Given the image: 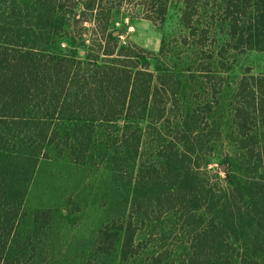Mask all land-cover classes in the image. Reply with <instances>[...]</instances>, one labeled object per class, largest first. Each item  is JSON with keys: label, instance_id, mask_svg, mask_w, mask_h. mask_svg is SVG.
Here are the masks:
<instances>
[{"label": "trees", "instance_id": "trees-1", "mask_svg": "<svg viewBox=\"0 0 264 264\" xmlns=\"http://www.w3.org/2000/svg\"><path fill=\"white\" fill-rule=\"evenodd\" d=\"M130 12L162 28L158 52L119 44ZM248 51L264 0H0V264H264ZM44 163L106 173L105 221L73 249L57 208L26 209Z\"/></svg>", "mask_w": 264, "mask_h": 264}, {"label": "rangeland", "instance_id": "rangeland-1", "mask_svg": "<svg viewBox=\"0 0 264 264\" xmlns=\"http://www.w3.org/2000/svg\"><path fill=\"white\" fill-rule=\"evenodd\" d=\"M125 22L118 25L119 32L126 33L128 27H134L135 33L128 37L126 47H141L153 52H158L161 46V39L164 31L160 26H154L150 21L132 15ZM128 20V22H127ZM177 25V24H175ZM120 44V43H119ZM121 45V44H120ZM236 69L239 74L246 71L256 75H264V52L248 51L241 54L236 59ZM228 151L226 147L220 149L216 154L221 156L220 152ZM210 169L219 173L222 178L225 177V169L220 164H213ZM88 170L84 174H76L69 170L63 163L43 164L40 168L36 182L32 186V191L26 204V209L30 212L37 208H57L58 229L61 232L60 242L64 246L74 248L77 243L88 242L91 240L105 221V211L101 207V201L104 197L103 190L99 188L96 175L100 176V181L105 179V174ZM104 172V171H102ZM105 182V181H104ZM73 193H76L75 196ZM75 205V206H74ZM79 206H82L80 209ZM86 206V207H84ZM69 211L77 212L69 215ZM59 242V240H57ZM63 262L74 259L72 253H63Z\"/></svg>", "mask_w": 264, "mask_h": 264}, {"label": "built area", "instance_id": "built-area-1", "mask_svg": "<svg viewBox=\"0 0 264 264\" xmlns=\"http://www.w3.org/2000/svg\"><path fill=\"white\" fill-rule=\"evenodd\" d=\"M127 22H128V20H127ZM135 30H136V29H135L134 27H128L126 33L117 32V33H116V36H117V38H118V40H119V43H120L121 45L126 44L127 41H128V37H129L131 34L135 33Z\"/></svg>", "mask_w": 264, "mask_h": 264}, {"label": "water", "instance_id": "water-1", "mask_svg": "<svg viewBox=\"0 0 264 264\" xmlns=\"http://www.w3.org/2000/svg\"><path fill=\"white\" fill-rule=\"evenodd\" d=\"M223 169H225V167H223Z\"/></svg>", "mask_w": 264, "mask_h": 264}]
</instances>
